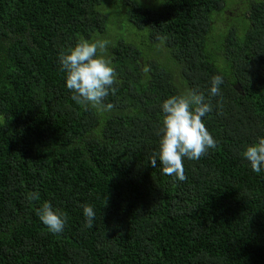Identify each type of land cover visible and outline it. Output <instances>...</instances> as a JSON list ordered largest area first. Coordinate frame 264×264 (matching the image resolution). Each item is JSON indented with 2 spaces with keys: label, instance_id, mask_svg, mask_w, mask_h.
<instances>
[{
  "label": "trees",
  "instance_id": "trees-1",
  "mask_svg": "<svg viewBox=\"0 0 264 264\" xmlns=\"http://www.w3.org/2000/svg\"><path fill=\"white\" fill-rule=\"evenodd\" d=\"M0 264H264V0H0Z\"/></svg>",
  "mask_w": 264,
  "mask_h": 264
}]
</instances>
